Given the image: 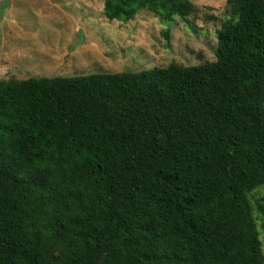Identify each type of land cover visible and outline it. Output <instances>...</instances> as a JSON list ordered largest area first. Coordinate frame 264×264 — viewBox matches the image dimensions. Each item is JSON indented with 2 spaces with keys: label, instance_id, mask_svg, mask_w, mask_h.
<instances>
[{
  "label": "trees",
  "instance_id": "trees-1",
  "mask_svg": "<svg viewBox=\"0 0 264 264\" xmlns=\"http://www.w3.org/2000/svg\"><path fill=\"white\" fill-rule=\"evenodd\" d=\"M226 4L214 61L0 80V264H264V0Z\"/></svg>",
  "mask_w": 264,
  "mask_h": 264
},
{
  "label": "rangeland",
  "instance_id": "rangeland-1",
  "mask_svg": "<svg viewBox=\"0 0 264 264\" xmlns=\"http://www.w3.org/2000/svg\"><path fill=\"white\" fill-rule=\"evenodd\" d=\"M103 2L0 0V80L214 61L216 31L230 15L226 0H191L187 22L161 20L148 9L123 22L105 18ZM249 198L264 254V186Z\"/></svg>",
  "mask_w": 264,
  "mask_h": 264
}]
</instances>
